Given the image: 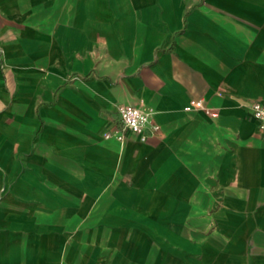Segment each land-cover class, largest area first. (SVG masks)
<instances>
[{
	"label": "crops",
	"instance_id": "obj_1",
	"mask_svg": "<svg viewBox=\"0 0 264 264\" xmlns=\"http://www.w3.org/2000/svg\"><path fill=\"white\" fill-rule=\"evenodd\" d=\"M256 100L264 0H0V264H264Z\"/></svg>",
	"mask_w": 264,
	"mask_h": 264
},
{
	"label": "built area",
	"instance_id": "obj_2",
	"mask_svg": "<svg viewBox=\"0 0 264 264\" xmlns=\"http://www.w3.org/2000/svg\"><path fill=\"white\" fill-rule=\"evenodd\" d=\"M190 106L193 109H199L209 114V111L205 108L203 101H191ZM248 109L251 111L253 118L258 123V129L264 131V101L256 100L248 104ZM128 108H139L143 112H147L150 115L151 124L150 127L145 128L142 131L134 133L131 129L127 128L123 122L121 112ZM154 113L152 110L139 106H124L119 105L116 107V120L112 123L111 128L105 133L104 139L115 140L119 143H124L129 137L136 138L139 142L145 143L149 137L155 135L159 130V125L153 120Z\"/></svg>",
	"mask_w": 264,
	"mask_h": 264
},
{
	"label": "clouds",
	"instance_id": "obj_3",
	"mask_svg": "<svg viewBox=\"0 0 264 264\" xmlns=\"http://www.w3.org/2000/svg\"><path fill=\"white\" fill-rule=\"evenodd\" d=\"M121 116L125 126L134 133L150 127L151 124L150 115L139 108H128L123 110Z\"/></svg>",
	"mask_w": 264,
	"mask_h": 264
}]
</instances>
